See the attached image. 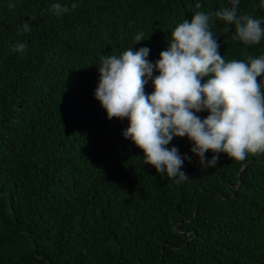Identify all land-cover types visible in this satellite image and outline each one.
I'll use <instances>...</instances> for the list:
<instances>
[{"label": "trees", "instance_id": "16d2710c", "mask_svg": "<svg viewBox=\"0 0 264 264\" xmlns=\"http://www.w3.org/2000/svg\"><path fill=\"white\" fill-rule=\"evenodd\" d=\"M55 3L70 11L57 17ZM225 6L0 0V264H264V153H221L203 168L188 138L174 137L166 147L185 157L189 179L178 181L145 165L122 135L127 118L108 120L95 98L102 56L147 47L155 63L179 23ZM237 11L264 21V0H239ZM211 31L226 61L264 55V37L245 46L215 17Z\"/></svg>", "mask_w": 264, "mask_h": 264}, {"label": "clouds", "instance_id": "9594fccd", "mask_svg": "<svg viewBox=\"0 0 264 264\" xmlns=\"http://www.w3.org/2000/svg\"><path fill=\"white\" fill-rule=\"evenodd\" d=\"M230 3L231 7L215 12L197 11L190 22L184 19L155 63L147 59V47L101 57L95 98L108 120L127 118L124 139L144 153V164L154 167L157 174L189 180L180 170L185 157L177 148L166 147L174 137L188 138L193 145L190 151L203 168L214 167L221 153L237 161L264 153V79H257L264 76V55L249 56L247 62L226 61L211 31L215 17L234 25V40L252 46L264 37V21L238 14L239 0ZM13 7L10 3L9 9ZM76 7L71 5L73 10ZM201 7V3L196 4L197 9ZM50 11L60 17L70 9L55 3ZM20 30L31 32L30 22L23 23ZM135 40L136 45L144 41V33H138ZM26 50V43L13 48L21 54ZM154 71L159 73L155 77ZM149 80L154 91L147 95ZM205 111L209 115L201 119L197 113ZM209 151L214 153L211 160L205 156Z\"/></svg>", "mask_w": 264, "mask_h": 264}, {"label": "water", "instance_id": "95a60500", "mask_svg": "<svg viewBox=\"0 0 264 264\" xmlns=\"http://www.w3.org/2000/svg\"><path fill=\"white\" fill-rule=\"evenodd\" d=\"M248 164L244 165V167L242 168V170H244L247 167ZM241 175H239V180H240Z\"/></svg>", "mask_w": 264, "mask_h": 264}]
</instances>
